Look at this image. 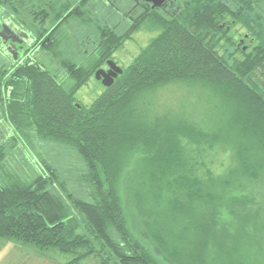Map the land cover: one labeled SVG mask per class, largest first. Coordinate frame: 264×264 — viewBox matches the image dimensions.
Returning <instances> with one entry per match:
<instances>
[{
    "label": "trees",
    "instance_id": "16d2710c",
    "mask_svg": "<svg viewBox=\"0 0 264 264\" xmlns=\"http://www.w3.org/2000/svg\"><path fill=\"white\" fill-rule=\"evenodd\" d=\"M24 2L0 0L9 11L27 8L18 20L59 69L38 70L30 58L17 65L6 103L0 81L12 132L0 142V238L77 253L64 264L98 254L95 264H206L219 218L212 207L264 169V0H177L168 14L143 0L124 10L116 0ZM73 21L88 33L72 34ZM144 25L156 35L90 104L79 102L77 90ZM246 33L252 44L244 50ZM181 84L213 93L234 134L148 113L149 95ZM36 141L78 155L85 196L66 188ZM21 144L38 170L29 177L4 166ZM217 144L230 148L222 172L202 159Z\"/></svg>",
    "mask_w": 264,
    "mask_h": 264
},
{
    "label": "rangeland",
    "instance_id": "374dc122",
    "mask_svg": "<svg viewBox=\"0 0 264 264\" xmlns=\"http://www.w3.org/2000/svg\"><path fill=\"white\" fill-rule=\"evenodd\" d=\"M24 1L26 7L28 6L27 1L31 2V0ZM116 2L123 10L134 3L133 0H116ZM98 8H101V3H98ZM21 10L20 18L23 20L27 17V8L23 5ZM111 17L115 16L111 15ZM146 26L134 32L131 38L125 40L122 47L113 54L112 59L116 60L121 68L127 66L149 39L156 35L158 29ZM81 29L88 33L86 27L79 25L76 21L71 23L70 32L76 30L72 34L81 32ZM231 30L234 31V29ZM81 35L87 34H83L82 31ZM86 38L85 42H87ZM79 43L83 46V38H80ZM65 45L68 46L67 43ZM75 48L78 47L75 46ZM81 59L83 60V54ZM102 88L100 80L92 76L77 90L75 97L79 102L88 105ZM146 107L149 114L169 113L172 116L186 118L208 131H219L224 138H229L234 134L227 127V116L224 114L223 103L208 89L199 85L181 84L162 88L149 95ZM4 126L0 142H7L12 133L8 123ZM36 144L38 152L58 169L60 181L64 182L66 188L72 189L79 196H85L83 185L79 182L83 163L78 155L70 147L63 145L42 141H36ZM229 151V146L222 148L220 144H217L214 145L213 150L206 154L203 153L205 157L202 159L209 164L212 170L222 172L230 165ZM31 159V152L24 150L21 144L14 151L9 152L4 160V166L8 172H17L21 176L29 177L32 172L34 175L38 171L30 167L32 166L30 165ZM236 186L235 191L226 192L223 202L214 204L212 207L213 211L215 209L218 212L219 218L215 221L216 231L210 234V243H213L207 248L206 264H264V169L257 180L243 178L236 181L233 188ZM241 195L247 196L250 202L245 199L239 200ZM139 236L143 241L146 240L141 235ZM1 241H3L2 238H0ZM22 245L12 243L9 248L5 247L0 252V260L3 264H22V262L23 264H64L77 255V253L60 252L55 248H39L31 244ZM186 251L199 252L198 249L193 250L189 247ZM100 258L99 254L89 255L82 258V261L85 264H95ZM163 264H170V262L164 260Z\"/></svg>",
    "mask_w": 264,
    "mask_h": 264
},
{
    "label": "flooded vegetation",
    "instance_id": "af4514ba",
    "mask_svg": "<svg viewBox=\"0 0 264 264\" xmlns=\"http://www.w3.org/2000/svg\"><path fill=\"white\" fill-rule=\"evenodd\" d=\"M133 1L135 3L139 2V0ZM176 1L177 0H164L158 6L154 7L152 6V2H144H146V5L150 8H158L164 14H168L169 11L173 10L172 8ZM15 7L17 12L12 8L9 11L8 6L5 3H0V81L2 100L5 103L11 94L9 88H7L5 84L10 79L11 72L17 67V65H20L22 62L30 58L35 65H37L38 70H42L45 67L51 71L59 69L56 66L54 57L40 49L41 47L38 40L35 39V37L32 36V33L26 30L23 23L18 20V15L22 13V6L20 7L16 5ZM245 41H247V43H245ZM239 44L244 50L249 49L247 45L252 44V39L246 33L243 35V38L239 39ZM107 60L98 68L108 70ZM113 61L119 65L116 60L113 59ZM17 79L19 80L21 78L17 77ZM3 106L5 105L3 104ZM5 113V109L0 107V137L5 128L4 124L7 123Z\"/></svg>",
    "mask_w": 264,
    "mask_h": 264
},
{
    "label": "water",
    "instance_id": "95a60500",
    "mask_svg": "<svg viewBox=\"0 0 264 264\" xmlns=\"http://www.w3.org/2000/svg\"><path fill=\"white\" fill-rule=\"evenodd\" d=\"M152 2V6H158L164 0H143ZM108 70L98 68L94 72V78L100 80L103 86H109L115 77L122 72V68L118 66L113 60H107Z\"/></svg>",
    "mask_w": 264,
    "mask_h": 264
},
{
    "label": "crops",
    "instance_id": "0c3cea01",
    "mask_svg": "<svg viewBox=\"0 0 264 264\" xmlns=\"http://www.w3.org/2000/svg\"><path fill=\"white\" fill-rule=\"evenodd\" d=\"M15 242V243H14ZM16 244V243H18V242H16V241H13V240H7V239H3V241H1L0 242V252L5 248V247H7V248H9V245H11V244ZM21 244V243H20ZM22 245V244H21ZM22 246H26V245H22ZM0 263H2L3 264V262L0 260ZM24 262H22V264H23Z\"/></svg>",
    "mask_w": 264,
    "mask_h": 264
}]
</instances>
